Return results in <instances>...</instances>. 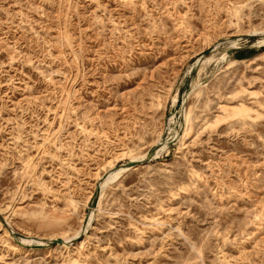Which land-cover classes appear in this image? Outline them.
Masks as SVG:
<instances>
[{"label": "rangeland", "instance_id": "1", "mask_svg": "<svg viewBox=\"0 0 264 264\" xmlns=\"http://www.w3.org/2000/svg\"><path fill=\"white\" fill-rule=\"evenodd\" d=\"M0 264H264V0H0Z\"/></svg>", "mask_w": 264, "mask_h": 264}, {"label": "bare ground", "instance_id": "2", "mask_svg": "<svg viewBox=\"0 0 264 264\" xmlns=\"http://www.w3.org/2000/svg\"><path fill=\"white\" fill-rule=\"evenodd\" d=\"M128 169H129V167H126L125 169H116V170L109 172V174H114V177L117 178V177L121 176Z\"/></svg>", "mask_w": 264, "mask_h": 264}]
</instances>
